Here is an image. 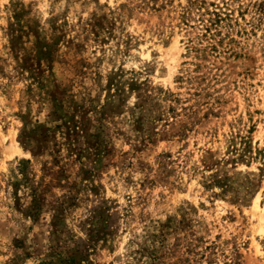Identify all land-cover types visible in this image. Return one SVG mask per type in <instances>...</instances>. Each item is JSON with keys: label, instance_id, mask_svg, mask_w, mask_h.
I'll use <instances>...</instances> for the list:
<instances>
[{"label": "rangeland", "instance_id": "rangeland-1", "mask_svg": "<svg viewBox=\"0 0 264 264\" xmlns=\"http://www.w3.org/2000/svg\"><path fill=\"white\" fill-rule=\"evenodd\" d=\"M200 1L0 0V264H264V0Z\"/></svg>", "mask_w": 264, "mask_h": 264}, {"label": "trees", "instance_id": "trees-1", "mask_svg": "<svg viewBox=\"0 0 264 264\" xmlns=\"http://www.w3.org/2000/svg\"><path fill=\"white\" fill-rule=\"evenodd\" d=\"M192 2H193V3H192L193 6H196L198 2H201L200 4H198V5L200 6V8L203 7V5L205 4L204 1H200V0H192ZM213 15H215V16L217 17V19L215 20L216 23L219 22V20L222 19V18H220L219 14L214 13ZM211 22H212L213 24H215V23H214V20L211 21ZM208 29H210V28H208Z\"/></svg>", "mask_w": 264, "mask_h": 264}]
</instances>
